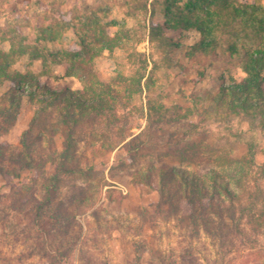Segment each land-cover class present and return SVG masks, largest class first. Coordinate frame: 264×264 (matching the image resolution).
I'll list each match as a JSON object with an SVG mask.
<instances>
[{
    "label": "rangeland",
    "instance_id": "374dc122",
    "mask_svg": "<svg viewBox=\"0 0 264 264\" xmlns=\"http://www.w3.org/2000/svg\"><path fill=\"white\" fill-rule=\"evenodd\" d=\"M147 1L0 0V51H14L15 69L27 67L34 73L46 69L57 75L58 80L44 76L43 82L61 92L45 102H38L46 97L43 87L34 100L24 96L21 105L13 107L15 118L10 117L12 121L0 131V264H264V226L246 224L240 235L226 224L234 209L222 198L212 204L201 201L205 208L196 212L195 221L184 217L191 212L184 198L177 213L165 211L167 205L161 211V175L153 172V177L145 178L140 172L151 165H182L202 175L215 166V155L221 150L228 151L233 162L252 155L255 164L264 163V128L259 120L251 125L247 118L227 110L218 97L222 87L239 85L247 76L241 57H232L225 47L211 55H188V45L200 39L196 30H184L182 36L166 30L180 43L179 49L166 55L148 38V26L165 21L158 14L166 0H153L159 11L150 23L141 10ZM61 15L70 27L56 22ZM101 31L112 36L122 32L132 38L129 49L136 47L162 61L152 97L166 107V116L180 119L178 124L140 119L141 126L134 131H146L141 148L95 153L84 137L73 144L68 158L63 157L65 134L54 132L60 127L59 111L68 110L62 99L70 90L79 92L84 87L79 78L67 76L72 60L66 53L82 51L80 39L98 46L92 36L100 38ZM94 66L96 76L104 81L119 70L131 74L132 68L122 49L104 51ZM17 85L5 80L0 88L1 108L11 105L3 94L15 91ZM262 86L264 91V81ZM22 90L27 95L38 92L26 83ZM171 145L185 159L199 146L203 153L194 164L180 162L167 148ZM86 160L91 169L85 168ZM79 167L85 172H79ZM254 167L248 168L250 178L256 176ZM230 170L229 178L236 174L235 166ZM54 173L60 178L48 194L46 182ZM260 182L264 191V179ZM231 189H236L235 184ZM255 234L261 239L243 238Z\"/></svg>",
    "mask_w": 264,
    "mask_h": 264
},
{
    "label": "trees",
    "instance_id": "16d2710c",
    "mask_svg": "<svg viewBox=\"0 0 264 264\" xmlns=\"http://www.w3.org/2000/svg\"><path fill=\"white\" fill-rule=\"evenodd\" d=\"M141 10L145 12L148 10L147 2L143 4ZM152 10L156 11L153 5ZM162 15L165 18L164 23L151 24L148 27V38L155 48L164 51L166 55L170 54L171 49L180 48V43L173 41L174 38L171 34L165 33L166 30L181 36L184 30H196L200 34V39L188 45V51H186L188 55H211L219 48L225 47V52L230 53L232 57H241V69L247 76L239 85L222 87L218 97L228 105L227 110L247 118L251 125H255V121L259 120L258 124L264 128L262 86L264 81L262 75L264 70V4L259 0L249 2L241 0H166ZM61 16V19L56 22L64 28L70 27L63 15ZM94 36L92 38L98 46L91 47L80 39L82 51L66 53L68 56L71 55L72 60V67L67 71V76L79 78L84 85L83 90L79 92L70 90L62 99V103L67 105L68 110L59 111L58 124L60 127L54 131L65 134V147L61 155L67 158L74 148L73 144L84 140V137L89 138L90 147L95 153L110 152L121 147H127L128 150L141 148V136L146 131L144 129L139 133L134 131V128H140V119L145 118L149 123L157 124L165 123L167 120L178 124L180 119L179 116H166L164 113L167 112L166 107L163 109L164 105L152 97L153 88L157 83L155 72L161 67L162 61H156L151 55L138 51L136 47L129 49L131 46L129 42L132 38L122 32H117L112 36L101 31L100 38H94ZM117 49H122L127 62L132 65L131 74L119 70L110 80L104 81L96 76L95 59L104 51L113 53ZM16 58L14 51L10 53L0 51V88L3 87L5 80H13L18 84L15 91L9 89L3 94L4 99L10 101L11 105L0 107V118L6 120L3 122L0 119V131H3L5 123L12 121L10 117L15 118L13 107L15 104L20 106L25 99L24 96L34 100L42 87L45 89L46 97L39 98L38 102H45L47 98L53 99L61 95V92L43 82L44 76L58 80L57 75H51L46 69L38 73H34L27 67L23 70L15 69L13 61ZM10 71L20 78L11 77ZM25 83L38 92H30L27 95L26 91L22 90ZM81 134H83L82 138H79ZM172 147L171 145L167 148L175 153L174 156L178 157L180 162L188 160L190 164H194L195 157L203 153L200 149L203 146H199L196 153H192L193 155L185 159L187 156L178 154ZM249 149L253 150V145ZM218 153L215 155L217 156L215 166L202 175L182 165L171 167L151 165L144 168V171H148L141 170L140 172L145 178L153 177V172L161 175L160 184L163 185L162 201L159 204L161 211L164 210L163 206L167 205L168 208L165 211L172 210L175 211L174 214L177 213V210L181 209V201L184 198L191 208V212L184 217L195 221L196 212L205 208L201 207V201L207 200L212 204L222 198L220 201H228L234 209V214L226 223L228 227H233L240 235L244 234L246 224L249 226L256 222L262 228L264 226V191L260 180L264 179V163L255 164L252 155L233 162L229 159L228 151L221 150ZM0 155H3L1 146ZM225 161L227 165H224ZM233 166H235L236 174L229 178L227 176L231 175L230 169H233ZM254 166L257 169H253L252 172L256 176L250 178L248 168ZM91 167L92 165L87 161L85 168L91 169ZM83 168L79 167L77 170L85 172ZM58 173H54L46 182L48 194L53 186L56 187L55 183L60 178ZM167 173L170 175L169 179L166 177ZM168 181L166 186L165 182ZM251 182L253 186H250ZM232 184H235V190L231 189ZM47 197L50 198L49 195ZM247 216L249 220L246 219V222ZM251 229L256 230L254 227ZM243 238L244 240L247 238L248 241L251 238L259 240L261 236L255 234L252 237L247 235Z\"/></svg>",
    "mask_w": 264,
    "mask_h": 264
},
{
    "label": "crops",
    "instance_id": "0c3cea01",
    "mask_svg": "<svg viewBox=\"0 0 264 264\" xmlns=\"http://www.w3.org/2000/svg\"><path fill=\"white\" fill-rule=\"evenodd\" d=\"M156 1V0H155ZM152 2H153V0H150L149 2L147 1V7H148V10L145 12L146 13V15H148V17H147V22L148 23H150L151 22V20H150V18H152V15L153 16H157V14H158V11H159V9H157L156 8V11L155 12H153V10H152ZM158 10V11H157ZM158 15H160V16H163L162 15V10H160L159 11V14ZM158 22H160V21H158ZM161 23V22H160ZM149 27V26H148Z\"/></svg>",
    "mask_w": 264,
    "mask_h": 264
}]
</instances>
